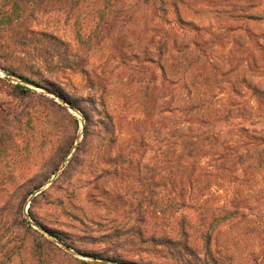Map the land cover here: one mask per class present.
<instances>
[{
    "label": "rangeland",
    "instance_id": "374dc122",
    "mask_svg": "<svg viewBox=\"0 0 264 264\" xmlns=\"http://www.w3.org/2000/svg\"><path fill=\"white\" fill-rule=\"evenodd\" d=\"M3 7L12 15L0 16V253L22 244L7 264H176L178 244L164 239L195 227L190 210L170 205L185 198L188 161L155 140L170 129L161 113L168 92L194 87L181 73H162L157 44L189 22L223 74L258 54L252 80L264 88V20L236 17L258 13L264 0H0ZM232 28L248 30L249 41L228 37ZM230 85L211 88L233 103L248 100L243 113L258 118L253 99L227 95ZM58 91L87 106L101 129L84 132V117ZM103 104L121 113L118 148L108 144ZM225 162L236 166L230 155ZM256 180L214 179L207 199L227 212L210 230L217 262L206 264H264V185ZM196 242L189 247L198 252L207 246Z\"/></svg>",
    "mask_w": 264,
    "mask_h": 264
},
{
    "label": "trees",
    "instance_id": "16d2710c",
    "mask_svg": "<svg viewBox=\"0 0 264 264\" xmlns=\"http://www.w3.org/2000/svg\"><path fill=\"white\" fill-rule=\"evenodd\" d=\"M6 7L0 10L2 20L9 19L12 15V10H7ZM263 10L262 8L254 14L242 12L236 17H241L249 23H259L264 20ZM180 22L182 27L178 30L169 29L164 32L169 38L168 44L165 42L157 44V55L159 57L166 56L162 58L164 66L160 64L159 58L157 59L159 61L155 63L159 65L163 74L175 76L176 73H181L180 76H184V79L194 88H174L168 92V99L163 103L166 108L161 113L167 115L162 119H166L170 123V129L166 134H163L162 140L158 141L160 139L158 138L155 141L163 146L166 153L170 154L171 152V156L188 161V172L182 179L186 191L183 195L185 198L172 197L170 205L173 211L184 207L190 210L193 218L187 221L189 225L195 224V227L187 229L183 227L180 232L165 238L164 243L175 246L178 244L176 264H206L208 261L215 263L217 260L212 256L209 247L212 241L210 230L215 223L226 216L227 211L223 206L211 205L207 199L214 179L221 180L224 177L234 176V180H243L244 182L249 180L252 183L253 178L257 179L256 182L264 185V88L253 81L255 72L252 67H256V61L259 59L258 54L250 56L249 60L226 70L223 74L211 64L209 58H206L200 42L192 36L194 31L198 37L197 32H200V28L192 27L190 30H186L185 27L189 22L182 20ZM239 30L242 32H237ZM249 35V31L242 28H232L228 31V37L235 38L239 45H243L246 40L249 41ZM179 36L185 38L183 42L178 43ZM172 38L173 40H171ZM250 39L252 42V36ZM10 74L17 76L13 71ZM17 77L28 83L24 77ZM227 81L231 83V88L226 92L227 95L248 96L249 99H253L256 106L259 107V112L250 110V113L261 114L258 118L251 119V116L246 117L243 113L248 105V100L233 103L229 100L230 97L220 98V95L224 93V88H211ZM220 89L221 92L218 93ZM54 94L67 103L70 108L82 114L87 122L84 132H88L89 125L98 127L97 130L101 129V124H94L92 117L85 114L84 109L87 110V106H82L80 102H72L62 91L54 92ZM141 105L145 108L146 102ZM126 108L123 105L122 109ZM109 109V104L102 105V117L104 120H108V125L105 128L108 134L107 141L111 147L118 148L115 118L119 117L121 113L115 116L109 112ZM231 128L233 131L228 133L232 139L228 140V135L223 133L225 129ZM220 149L221 155L216 158L215 162L206 161L201 164L197 161L200 156L204 159L215 157L213 152ZM177 150L179 154L176 155ZM120 152L122 163H124L126 154L121 150ZM228 155L235 163V168L227 166L225 159ZM211 162L214 164L211 165ZM24 202V200L21 201V211ZM23 223L26 224V221L23 220ZM27 226L31 227L32 225L27 224ZM189 230H192L197 236L188 234ZM49 233L53 236L55 234L50 231ZM198 239L207 244L200 252L195 249V245L193 248L189 247L190 244H196ZM21 248L22 244H14L11 250L1 252L0 264H7L8 255L10 253L14 255Z\"/></svg>",
    "mask_w": 264,
    "mask_h": 264
}]
</instances>
